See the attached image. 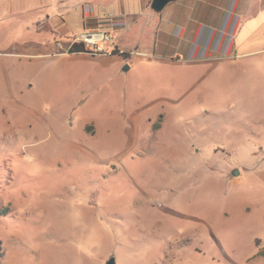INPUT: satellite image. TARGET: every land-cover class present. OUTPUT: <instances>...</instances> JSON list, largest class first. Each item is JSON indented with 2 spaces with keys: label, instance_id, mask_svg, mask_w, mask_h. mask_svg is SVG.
I'll return each instance as SVG.
<instances>
[{
  "label": "rangeland",
  "instance_id": "obj_1",
  "mask_svg": "<svg viewBox=\"0 0 264 264\" xmlns=\"http://www.w3.org/2000/svg\"><path fill=\"white\" fill-rule=\"evenodd\" d=\"M50 3L0 0V264H264L261 81L166 10L69 52Z\"/></svg>",
  "mask_w": 264,
  "mask_h": 264
},
{
  "label": "crops",
  "instance_id": "obj_2",
  "mask_svg": "<svg viewBox=\"0 0 264 264\" xmlns=\"http://www.w3.org/2000/svg\"><path fill=\"white\" fill-rule=\"evenodd\" d=\"M151 1L51 0L50 14L42 16L40 20L55 19L53 26L58 29L56 37L67 39L70 45L82 33L105 32L111 36L107 42L113 43L117 51H121V40L118 36L117 41L116 37L119 31L139 22L144 23L146 28H153V18L162 10L166 11L163 16L158 15L160 21L182 24L179 34L182 37L187 30H193L195 38L198 30L211 27L209 42L214 39L217 52L225 46L224 52L217 57L231 61L229 68L240 66L243 74L261 81V85L251 92L258 95L260 112L256 119L264 125V0H178L167 3L161 11H154ZM59 21L63 26H70L67 32ZM256 33L260 34L258 46L245 49ZM161 38L164 40V37ZM169 42L167 46L172 47ZM240 60L243 62L240 63Z\"/></svg>",
  "mask_w": 264,
  "mask_h": 264
},
{
  "label": "built area",
  "instance_id": "obj_3",
  "mask_svg": "<svg viewBox=\"0 0 264 264\" xmlns=\"http://www.w3.org/2000/svg\"><path fill=\"white\" fill-rule=\"evenodd\" d=\"M111 36L105 32H90V33H82L78 35L74 41L71 42V45L73 43H83L85 47H92L91 50H88L90 54H96V53H104L102 44L100 42L102 41H110ZM70 45V46H71Z\"/></svg>",
  "mask_w": 264,
  "mask_h": 264
},
{
  "label": "trees",
  "instance_id": "obj_4",
  "mask_svg": "<svg viewBox=\"0 0 264 264\" xmlns=\"http://www.w3.org/2000/svg\"><path fill=\"white\" fill-rule=\"evenodd\" d=\"M69 52H88V50L85 48L83 43H73L70 47H69ZM113 52H117V49L114 48L112 50ZM5 210H7V208H0V213L4 212ZM0 257H1V246H0Z\"/></svg>",
  "mask_w": 264,
  "mask_h": 264
},
{
  "label": "water",
  "instance_id": "obj_5",
  "mask_svg": "<svg viewBox=\"0 0 264 264\" xmlns=\"http://www.w3.org/2000/svg\"><path fill=\"white\" fill-rule=\"evenodd\" d=\"M174 0H152L151 1V7L154 11H161L164 6ZM106 264H113V260L110 259L106 262Z\"/></svg>",
  "mask_w": 264,
  "mask_h": 264
}]
</instances>
